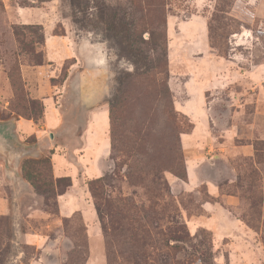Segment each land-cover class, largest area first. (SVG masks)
<instances>
[{
  "label": "rangeland",
  "instance_id": "rangeland-1",
  "mask_svg": "<svg viewBox=\"0 0 264 264\" xmlns=\"http://www.w3.org/2000/svg\"><path fill=\"white\" fill-rule=\"evenodd\" d=\"M191 1L137 0L138 7L133 0H0V123L19 117L42 118V101L31 95L26 81L35 84L33 69L45 62L40 20L49 25L55 22V34H65L69 29L73 36L90 34L106 43L114 73L111 97L118 88V72L138 69L136 58L124 51L125 23L142 22L146 11L141 7L149 2L153 21L145 26L166 28L168 84L175 113L169 112L167 99L157 97L159 86L149 79H136L132 88L136 97L131 98L127 113L128 125L140 126L145 135L139 152L131 159L142 171L143 182L128 183V165L114 154L110 170L103 175L107 177L106 195L134 199L139 212H134L138 218L133 214L135 226L150 228L144 234L116 232L111 237L116 264H232L231 256L233 264L244 259L249 264L264 263V150H259L263 153L261 161L256 157V143L264 142V75L249 72L264 65V19L243 0L238 9L234 0H213L212 6L201 12L206 29L200 23L184 26L196 13ZM143 35L147 38L149 32ZM210 38L221 51L211 46ZM131 43L143 60L156 59L157 53L145 44ZM224 51L229 58L234 57V67L241 72L239 79L219 93H202L205 87H213V79L226 67L216 59H227L221 55ZM64 74L52 83L60 84ZM16 134V146L28 143L31 151L16 165V160L6 155L8 146L3 140L0 144V217L5 218L0 229V264H65L70 255L73 261L77 257L74 264H84L90 252L78 246L77 230L82 228L79 216L60 221V214L53 213L48 204L49 193L37 191L22 176L24 160L51 157V150L38 155L32 148V136L28 138L17 128ZM177 157H182L187 178L181 179L170 169L162 170L170 185V195L164 198L170 204L168 209L164 211L163 201L158 199L153 211L142 212V206L149 203L147 196L159 193V181L155 184L150 176L146 178L147 169L172 163ZM41 166L40 183L44 186L52 181L53 174L50 165ZM208 185H216L221 195L212 196ZM205 203L214 206L213 211L205 209ZM139 215L146 218L139 221ZM99 223L108 264L107 238L103 223ZM21 232L41 234L57 243V250L49 252V243L42 247L24 242ZM143 246L147 251L142 254Z\"/></svg>",
  "mask_w": 264,
  "mask_h": 264
},
{
  "label": "crops",
  "instance_id": "crops-1",
  "mask_svg": "<svg viewBox=\"0 0 264 264\" xmlns=\"http://www.w3.org/2000/svg\"><path fill=\"white\" fill-rule=\"evenodd\" d=\"M243 1L254 8L257 17L264 19V0ZM191 2L196 13L182 25L195 27V23H200L206 29V19L201 12L207 5L212 6L210 3H213V0ZM39 24L44 26L45 62L33 69L37 82L33 84L30 79L26 81L31 95L41 100L44 105L43 116L38 121L34 118L19 117L15 121L6 122L11 125L5 127V133L7 130L11 132L3 142L8 146L6 155L15 159L17 165L21 160L17 159V153L22 150L31 151L28 143L22 147L16 146V128L28 138H36L32 148L38 155L47 148L51 150L54 177L72 178V185L57 198L59 219L61 221L64 217L80 212L87 226L90 243V258L86 264H106L103 232L87 182L103 176L112 166L111 118L107 100L114 89V73L110 66L109 50L104 41L95 39L90 34L73 36L68 29L65 34L58 35L54 33L55 22L49 25L40 20ZM171 25V18H168V30ZM216 59L223 61L226 67L213 79V87H205L202 93L206 90L212 91L213 94L219 93L233 87L234 81L239 79L241 72L234 67V57ZM249 72H260L264 75V65L254 66ZM63 74L64 78L60 84L52 83V79H58ZM197 127L196 123L194 133ZM247 154H251V151ZM188 171L192 176L189 165ZM12 172L17 173L16 169ZM208 188L212 196L221 195L216 185H208ZM204 208L213 211L215 207L205 203ZM21 239L42 247L49 243V252L57 250V243L52 244L41 234L21 232ZM231 263L233 264V256ZM249 263V260L244 259L241 264ZM31 264H39V261H32Z\"/></svg>",
  "mask_w": 264,
  "mask_h": 264
},
{
  "label": "trees",
  "instance_id": "trees-1",
  "mask_svg": "<svg viewBox=\"0 0 264 264\" xmlns=\"http://www.w3.org/2000/svg\"><path fill=\"white\" fill-rule=\"evenodd\" d=\"M133 1L135 5L139 7V3L137 2V0ZM242 4L243 3H240L238 0H234V6L237 9L241 7ZM244 4L247 5L246 2H244ZM230 5L233 4L231 3ZM143 9H145L146 13L142 18V22L132 20L127 21V23H125V35L123 38V42H125L126 44V49L124 51L129 56L136 58L134 60V63L136 64L138 69H136L132 73L123 72V74L118 72V75L116 76L118 88L113 94V96L108 99L110 105L111 118L112 154L116 155L117 158L122 157L123 164L128 165V171L126 172L125 176L127 178L128 183L132 185H139L138 182H143L142 179H144L141 173L142 171L138 168V165L135 164V162H131V159L134 160L135 153L139 152L140 144L145 139V135L142 132L140 126H135L132 128L130 125H128L130 116H128L127 112H129L131 109V98L136 97L134 95V90L132 89L134 81L138 78H145L147 80L149 79L148 81L152 82L157 87L159 86L157 90V97L160 99H167L170 106L169 112H171L172 114L175 113V109L172 102L173 95L168 84L169 63L166 28L158 30L157 28L147 27L153 21L150 3L147 2L143 7H141V10ZM146 31L149 32V36L147 38H145L143 35ZM133 40L141 42L145 44L148 48H151L155 53H157L156 59L153 62L143 60V58L137 54L138 49L133 47L131 43V41ZM211 46L213 48H216L218 51H221V48L213 41V39L211 41ZM221 55H224L225 57L229 58L227 52ZM154 72H156L159 77H156ZM41 104L42 117L44 105L43 103ZM38 120L39 119L36 118V121ZM32 137L35 139L36 142V138L34 136ZM256 144V148L258 149L256 157L258 158V160L261 161L260 158H262L263 153L259 152V150H264V142L261 141ZM41 165H50V167L52 168L51 157L44 156L40 159L27 158L26 160H24L21 167L22 176L37 191L42 193H49L47 199L49 200L48 204L50 205V209L53 213L59 214V205L57 198L60 194L65 193L67 189L72 185V178L70 176L55 178L54 175H52V181L50 183L48 182L43 186V184L40 183L43 178V166ZM168 169L173 170V172H175L176 175L181 179L187 178V172L185 165L182 161V157H177L174 161H172V163H163L161 167L150 166L145 173V177L148 178L150 176L151 181L155 184L157 181H159V193H152L147 196L149 203L147 206H142V212H151V210L153 211L155 205L158 204V199L159 203L160 200L163 201L162 208L164 209V211L168 209L170 204H168V201H164V198L170 195V185L167 179L164 178V175L162 174V170L165 171ZM87 186L93 198V203L97 210L99 221L103 223L104 233L107 238L108 244V264H116L117 254L116 250L113 247L114 241L111 237H113L116 232L131 236L135 235L136 233L144 234L146 232H149L150 228H147L146 226L142 225H139L137 227L135 226L134 223L136 221V215L134 212H138V209H136V206L134 205V199L125 196H118L116 198H112L111 196L106 195V176H101L89 180L87 182ZM74 216H79L82 223V228H79L77 230L78 233H80V244H78V246L81 248H86L85 252L89 253L90 251L87 226L83 220L82 214L80 212H76L70 217H64L63 220H69ZM139 218V221H142L146 217L144 216L143 218L142 215H139ZM4 222L5 218L0 217V229ZM142 242L143 245L146 244L144 241ZM143 247L144 249L142 250V254L147 251L146 247ZM71 258L72 256L70 255L69 261L65 264H74V262L77 260V257L74 261ZM87 261L88 258H86L84 264Z\"/></svg>",
  "mask_w": 264,
  "mask_h": 264
},
{
  "label": "water",
  "instance_id": "water-1",
  "mask_svg": "<svg viewBox=\"0 0 264 264\" xmlns=\"http://www.w3.org/2000/svg\"><path fill=\"white\" fill-rule=\"evenodd\" d=\"M7 125L11 126L9 123L0 124V128H1V130H0V144H1L2 140L5 142L7 140L6 137L11 135V132L8 130H7V133H5V129H6L5 127ZM51 137H53V133H51ZM27 154L28 153L26 151L22 150V151L18 152L16 156H17V159H20ZM7 160H8V157H7Z\"/></svg>",
  "mask_w": 264,
  "mask_h": 264
}]
</instances>
